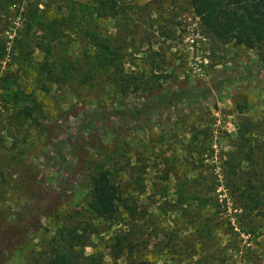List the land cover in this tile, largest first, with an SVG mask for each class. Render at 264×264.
I'll list each match as a JSON object with an SVG mask.
<instances>
[{"label":"rangeland","instance_id":"374dc122","mask_svg":"<svg viewBox=\"0 0 264 264\" xmlns=\"http://www.w3.org/2000/svg\"><path fill=\"white\" fill-rule=\"evenodd\" d=\"M110 1L12 0L5 7L1 76H15L22 92L14 94V85L8 93L36 111L26 141L20 143L17 133L7 131L9 111L0 107L5 118H0V228L15 223L13 216L33 187L30 180L44 188L51 184L52 194L61 195L63 203L55 214L30 217L28 225H21L25 236L10 239L3 264H33L49 249L56 227L86 219L90 180L102 164L110 163L129 201L120 224L101 234L130 226L151 264H200L186 248L196 242L188 238L190 227L201 225L213 239L211 244L197 242L193 249L203 254L202 264H264V211L256 213L252 226L240 221L221 168L236 150L232 144L240 121L264 113V41L246 49L205 36L186 0H118L125 8L116 13L108 9ZM20 44L30 45L28 60L9 56ZM96 47L105 51V59L114 51L124 73L146 80L145 89L127 83L118 91L103 67L91 81L77 83L76 62L90 57ZM44 62L66 68L62 83L46 76ZM186 89L202 95L150 106L158 94ZM136 108L137 119L113 113ZM96 114L103 125L96 123ZM74 123L87 125L89 132L84 136L74 130L71 141L67 170L80 175L77 189L52 177L53 152L47 148L59 144ZM251 169L247 161L233 167L235 172ZM191 184L196 197V191H181ZM183 214L196 216L187 222ZM164 250L174 252L171 256ZM84 253L90 255L91 249Z\"/></svg>","mask_w":264,"mask_h":264},{"label":"trees","instance_id":"16d2710c","mask_svg":"<svg viewBox=\"0 0 264 264\" xmlns=\"http://www.w3.org/2000/svg\"><path fill=\"white\" fill-rule=\"evenodd\" d=\"M11 1L0 0V23L4 21L5 7L11 4ZM186 1L205 36L213 37L221 43L233 42L246 49L264 41V0ZM124 8L123 2L120 4L118 0H111L108 5L111 13H116ZM73 9L74 7L70 8V10ZM90 15L88 13V16ZM76 26H80L79 21H76ZM13 39L16 40L15 37ZM99 43L102 46V42ZM31 48L33 49V47ZM30 51V45L23 46L20 44L11 48L9 56L12 59L28 60ZM108 54L111 55L110 58L105 59V51L101 47H96L90 57L76 62L75 81L80 84L87 83L94 78V73L99 69L98 67H103L106 69L105 75L108 80L118 91L125 90L129 83H132L131 87L135 89L137 87L145 89L146 86L144 85L148 83L146 84L143 77L138 79L136 76L131 77L124 73L121 68L122 62L116 60V53L111 50ZM5 55L4 44L0 38V107L2 110H6V113L9 111L8 117L10 120L8 121L6 118L9 125L7 131H14V133H17L15 136L20 139V143H25L28 136L27 130L30 126L28 122L35 120L32 113L36 110H31L33 108H29L22 102H16L13 94L8 93V90L14 85H16L14 94L22 92L23 88L19 84H14L15 76L13 77L12 74L5 72L4 77L1 76L3 71L2 59ZM42 65L47 68L45 73L48 78L52 77L51 81L56 79L60 83L63 82L65 77L63 71L66 68H55V66H49L46 62ZM1 81H3L2 85ZM198 95L201 96L202 94L189 89L184 90L182 93H178V90H176L175 92L158 94L156 102H151L152 105L150 106L165 104L173 99L178 102H186L188 99H196ZM185 108H187V103ZM120 111L119 113L113 112L119 119L127 118L130 115L137 119L140 114L137 108L135 111L130 112L123 109ZM96 116V123L103 125V117L99 114H96ZM0 118L5 120L3 114L0 115ZM28 119L29 121H27ZM26 123L28 124L26 125ZM86 126L81 123L80 128V124L74 123L62 134L59 144L53 146L50 143L51 146H47V148L51 147L53 152L52 177L58 182L66 180L73 189L80 186L78 183L80 175L72 170L70 172L69 169L67 170L71 158L70 150L73 148L71 141L74 130H79L82 135L87 136L89 132L85 130ZM232 145L236 149L234 152L236 154H229L226 163L221 168L227 181L226 187L229 190V197L233 205L240 210L239 220L252 226V220L256 217V213L264 211V113L254 120L245 117L243 121H240ZM240 161L249 162L252 169L247 173L241 170L235 172L233 167L238 166ZM231 164L235 166H231ZM116 176L118 177L117 172L113 170V163L100 166L88 186V201L83 211L86 219L77 220L71 226L56 227L49 239V249L42 256L36 257L33 264H151L149 254L143 252L145 246L139 244L137 240H133L128 224L126 230L118 228L110 233H100L105 230L110 231L112 227L120 224V212L127 209L126 203L129 201L126 197L127 193L124 185L115 180ZM27 177L30 176L27 175ZM30 183L33 187L27 191L26 204L13 216V218L15 217V223L10 225V222L0 228V264L4 263L6 253L11 250L9 248L10 239L13 240L15 236L24 238L25 232L22 230L21 225H28L30 217L38 219L55 214L57 208L63 203L61 195L52 194V191L55 192V190H53L51 184L44 188L39 183L33 184L35 183L33 180H30ZM192 186L193 184L185 186L181 191L193 194L196 191V197L198 191L189 190ZM177 200L183 201L179 196ZM131 213L130 210V215ZM195 216L182 215L187 222L193 220ZM202 226H205V224L203 223ZM200 227L196 228L194 224L190 227L192 232L191 235H188V238H194L196 242L193 244L192 241L187 244L186 249L193 253L192 256L196 255L198 257L197 261L202 264L201 256L203 254L193 249L197 246V242H200V244L210 242L211 244L213 239L209 231H204ZM238 227L240 226L238 225ZM251 231V227H246V233ZM86 247L91 249L90 255L84 253ZM164 251L165 254L171 253V256L174 252V250Z\"/></svg>","mask_w":264,"mask_h":264}]
</instances>
